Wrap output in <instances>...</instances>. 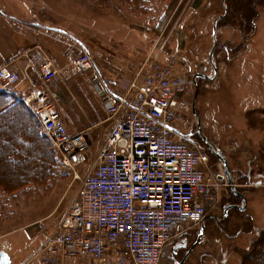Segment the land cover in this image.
Here are the masks:
<instances>
[{"label":"rangeland","instance_id":"obj_1","mask_svg":"<svg viewBox=\"0 0 264 264\" xmlns=\"http://www.w3.org/2000/svg\"><path fill=\"white\" fill-rule=\"evenodd\" d=\"M246 2L249 8L238 5L236 0H141L134 5L126 0H0V11L15 18L62 26L74 34L76 41L72 42L80 41L81 46L75 45L71 65L66 67L73 77L65 79L57 70V76H63L44 87L54 94L53 100L71 130L91 127L92 161L111 122L90 125L96 119L107 118L102 98L106 95L95 88L100 78L92 77L93 69L85 76L78 69L75 53L88 47L101 66L105 62L99 70L102 75L122 68L125 73L120 84L128 82L130 76L125 74L144 64L151 51L157 54L155 50L163 51L160 54L163 58H159L181 72L199 69L196 86L190 92L197 117L212 143L211 149L220 147L228 156L234 181L245 192L246 207L231 210L222 226L209 217L202 227L189 232L186 236L189 245L197 241L201 232L204 235L184 264H243L242 259L250 253L253 242L264 234V0ZM211 62L217 64L216 71H212ZM203 73L208 76H201ZM66 87L67 94H60ZM10 127L20 138L27 135L19 123L5 124V129L0 130V156L5 152L0 162V183L8 186L13 180L23 181L25 163L33 166L39 161L38 155L33 156L34 147L17 161L10 159L18 150L9 135ZM200 143L212 163L225 168L220 160H215L217 156L207 144ZM87 166L84 164V169ZM54 168L53 177L45 182H30L17 190L15 187L21 182L10 186L9 191L0 188V242L6 240L7 246L11 245L10 252L14 246L22 247L29 241L28 233L36 243L40 242L42 235L39 236L34 225L37 220L49 217L57 221L68 215L79 182L72 181L57 159ZM241 169L245 174L244 185L238 180ZM11 187L15 190L11 191ZM229 194L230 189L221 194L216 217L222 216L220 204L230 199ZM233 221L236 223L228 228ZM238 228L243 233L230 238L232 230ZM234 247L244 252H228ZM263 249L261 246V252ZM183 255L184 252H178L171 264H177ZM28 256L26 253L24 258ZM260 259L264 262V258ZM259 261L256 258V264H264ZM109 264L119 263L114 257Z\"/></svg>","mask_w":264,"mask_h":264},{"label":"built area","instance_id":"obj_2","mask_svg":"<svg viewBox=\"0 0 264 264\" xmlns=\"http://www.w3.org/2000/svg\"><path fill=\"white\" fill-rule=\"evenodd\" d=\"M155 52L123 92L106 95L98 88L112 126L93 161L91 127L70 130L54 94L25 74L30 90L23 100L60 166L79 182L65 219L34 223L42 238L25 264H99L109 254L119 264H171L187 250V234L215 218L221 194L236 185L189 134L198 122L189 94L198 74L176 70ZM75 64L84 76L94 67L85 52ZM41 71L47 84L53 64L47 60ZM20 78L11 66L0 67V86L9 90Z\"/></svg>","mask_w":264,"mask_h":264},{"label":"crops","instance_id":"obj_3","mask_svg":"<svg viewBox=\"0 0 264 264\" xmlns=\"http://www.w3.org/2000/svg\"><path fill=\"white\" fill-rule=\"evenodd\" d=\"M17 19L19 21H17ZM73 35L74 34L62 26L59 27L51 24L46 25L32 21L30 19L26 20L22 18H15L8 15L7 13H4L3 11H0V66L8 63L12 65L13 68L20 71L21 74H23L25 71L29 72L32 78L42 82L46 79H44V75L42 74L41 66L43 63L49 60L53 64L54 72L53 75L50 76L51 79L47 80V82L57 79L63 75L65 79L72 78L73 76H71V74L69 75V71L66 67L71 65L70 62L72 61L73 57L72 53L74 52V49H76L75 45L78 44L81 46L78 43L80 42L79 40H77L78 42H72L74 39ZM74 40L76 41V39ZM82 48L84 49L83 52H89L93 59L94 73L92 74V77L95 75L100 78V82L98 83L97 87L95 86V88L98 90V88L104 87L106 95L123 92L128 83L125 82V84H120L119 82L121 80V75L125 73L123 69L117 68L116 70L114 69L115 71H111L112 74L102 75L99 70L101 67L105 66V62L102 64L103 66H101V64L97 62L96 59L91 55L88 47H86L87 49L84 47ZM161 54H164V52L161 51ZM76 55L78 54L75 53V56ZM126 69L127 67L124 65V70ZM175 69L179 70L176 67ZM57 70L61 71L63 75L57 76ZM136 70L137 69H135V71ZM120 72H122V74H119ZM132 74L133 73L131 71V74L125 75H127V77L128 75L131 77ZM87 81H89V78H87ZM79 87H82L80 83ZM66 89L68 88H63L60 94L66 95ZM29 90L30 83L29 80L25 78H22L17 84L11 87V91L19 98L25 96ZM105 120L107 121L106 118L99 120L96 119V121L90 125L97 126L100 121ZM111 126L112 123H110L109 127L111 128ZM69 128L71 130L70 126ZM108 133L109 132L105 133V138ZM28 236L29 241H27L22 247L14 246L12 252H10L11 245L10 247L7 246L5 252L7 255L5 253H0V264H22L23 260L25 259V254L30 253L32 249H35L39 244V242L36 243L34 238L30 237V233H28ZM112 258L114 260V254H109L106 256L104 259V264H109L112 261ZM75 264H80L79 260H76Z\"/></svg>","mask_w":264,"mask_h":264},{"label":"trees","instance_id":"obj_4","mask_svg":"<svg viewBox=\"0 0 264 264\" xmlns=\"http://www.w3.org/2000/svg\"><path fill=\"white\" fill-rule=\"evenodd\" d=\"M126 1H130L134 5L141 0ZM236 2L238 5L245 4V6L249 8L246 0H236ZM236 9L240 10V7L236 6ZM17 123H19V125L24 128L22 131L23 134L27 135H23L21 136L22 138H20V136L15 133L13 129L14 127L9 128L8 131H11L9 135H11L13 142L18 147V150L11 154L10 159L13 161L21 159L23 156H25L28 150L34 147L33 151L35 153L33 154V156L38 155L39 161L36 162V164L33 166H27L25 165L26 163L24 164L25 167L22 172L23 181H21V183L17 187H15L16 190L27 187L30 182L38 184L39 182H45L46 180L51 179L54 175V164L56 163V156L51 141L44 135L40 124L38 123L30 108L26 105V103L15 95L10 94L4 88L0 87V130L5 129V124L14 126ZM4 155L5 152L2 156ZM2 156H0V162L4 159ZM20 162L23 163V161ZM17 167L18 170H21L22 166L20 164ZM1 175L2 174L0 173V177ZM0 188L3 191H9L10 186L0 183ZM11 188V191L15 190L14 187ZM256 246L259 247L257 248V250ZM261 246L262 248H264V234L260 239H258L257 242L254 243L253 247H251L250 253L243 257V264H256V258L257 260L262 261L260 257L264 258V249L261 252ZM259 254L263 255H260L259 257ZM256 255L258 256L256 257Z\"/></svg>","mask_w":264,"mask_h":264},{"label":"flooded vegetation","instance_id":"obj_5","mask_svg":"<svg viewBox=\"0 0 264 264\" xmlns=\"http://www.w3.org/2000/svg\"><path fill=\"white\" fill-rule=\"evenodd\" d=\"M196 70H197V71H196ZM196 70H193L192 72H194V74H198V73H199V69H196ZM193 103H194V102H193ZM197 116H198V115H197ZM194 124H195V125H194L195 128L193 129L194 132L191 131V132L189 133L190 136H191V137L194 136L197 140H200L202 143L207 144V146L209 147V150L211 151V153H212L213 155H216V156H217V158L214 156L215 160H216V159H217V160H220V161L224 164V166L226 167L225 169H228V170L230 171V174L232 175L231 170H230V167H232V164L229 163V161H228L229 158H228V156H226V154H225V152L223 151V149L220 148V147H217V148L214 147L216 150H219V151H220V153H219V152L214 153V151L210 148V147L212 146V143L209 141L208 134H207L206 131H204V129L202 128V126H201V124H200V122H199V118H198V122H197V124H196V123H194ZM201 129H202L203 131H202ZM201 131L203 132L202 134H201ZM204 138H205V139H204ZM220 155H221V156H220ZM212 157H213V156H212ZM210 158H211V157H210ZM239 173H240L241 175H240ZM239 173H238V174H239V176H238V180H241L240 185H244V176H245V174H244V170L241 169ZM232 178H233V175H232ZM229 197H230V199L232 198V200L229 199L230 201H229V200H226V202L224 201V202H222V203L220 204V205H222V208H223L222 216H217V217H215V219H216L218 225H221V226L224 225V223L227 221V219H228V217H229V214H230L231 210H234V209L239 210V209H244V208L246 207L245 192H244L242 189L238 188L237 185H234V190H233V188L231 187ZM236 199H237V200H236ZM235 223H236V222L233 221L231 224L227 225L228 228H230V227H229L230 225H233V224H235ZM235 226H236V225H235ZM233 227H234V226H233ZM240 229H241V228H238V229H236L235 231L232 230V233L230 234V238L242 234L243 231H241ZM200 234H201V237L198 238L197 241H196L194 244L191 243V244L188 246L187 250L184 252L183 257L178 261L177 264H180L181 261H183L182 264L185 263V261L188 259V255H189V254L193 251V249L195 248L196 243L199 242V241L201 240V238H202V235H204V231L201 232ZM255 242H256V241L253 242V245H254ZM251 247H252V245H251ZM251 247H250V251H251ZM228 252H244V251L238 249L237 247H234L233 249L229 250Z\"/></svg>","mask_w":264,"mask_h":264},{"label":"water","instance_id":"obj_6","mask_svg":"<svg viewBox=\"0 0 264 264\" xmlns=\"http://www.w3.org/2000/svg\"><path fill=\"white\" fill-rule=\"evenodd\" d=\"M217 152H219L220 153V151L219 150H217ZM221 156V155H220ZM227 172H228V175H229V178H230V180L232 181V175L230 174V171L227 169ZM232 188H233V190H234V186H232ZM201 237V234L199 235V238ZM183 263V261H181L180 262V264H182Z\"/></svg>","mask_w":264,"mask_h":264},{"label":"bare ground","instance_id":"obj_7","mask_svg":"<svg viewBox=\"0 0 264 264\" xmlns=\"http://www.w3.org/2000/svg\"><path fill=\"white\" fill-rule=\"evenodd\" d=\"M19 182H21V181L13 180L12 182L9 183V186H15V185H17Z\"/></svg>","mask_w":264,"mask_h":264}]
</instances>
